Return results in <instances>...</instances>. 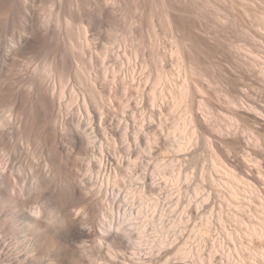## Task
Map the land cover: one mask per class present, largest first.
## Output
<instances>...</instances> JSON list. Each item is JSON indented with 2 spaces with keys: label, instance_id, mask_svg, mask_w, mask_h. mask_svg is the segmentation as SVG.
I'll list each match as a JSON object with an SVG mask.
<instances>
[{
  "label": "rangeland",
  "instance_id": "obj_1",
  "mask_svg": "<svg viewBox=\"0 0 264 264\" xmlns=\"http://www.w3.org/2000/svg\"><path fill=\"white\" fill-rule=\"evenodd\" d=\"M3 106L0 264H264V0H0Z\"/></svg>",
  "mask_w": 264,
  "mask_h": 264
},
{
  "label": "clouds",
  "instance_id": "obj_2",
  "mask_svg": "<svg viewBox=\"0 0 264 264\" xmlns=\"http://www.w3.org/2000/svg\"><path fill=\"white\" fill-rule=\"evenodd\" d=\"M0 113H3L6 115L7 119L4 121V123H8L11 119H13V113L11 109L7 106L0 107ZM8 158V152L4 149H0V162L6 160ZM39 215L43 216L44 213H39ZM48 218L51 220V223L49 224V227L56 231L58 230L60 226V219H59V212L55 209L50 210L47 214Z\"/></svg>",
  "mask_w": 264,
  "mask_h": 264
},
{
  "label": "bare ground",
  "instance_id": "obj_3",
  "mask_svg": "<svg viewBox=\"0 0 264 264\" xmlns=\"http://www.w3.org/2000/svg\"><path fill=\"white\" fill-rule=\"evenodd\" d=\"M33 72H35L36 74L38 73V74H40V75H42V74H43V75L49 74V72H47V70H42V69H41V70H35V69H34ZM30 73H31V72H30ZM31 74H32V73H31ZM37 76H38V75H37ZM51 92H52V96H53L54 98H57V96L60 95L58 85H54V86L52 87V91H51ZM53 97H52V98H53ZM54 101H55V100H54ZM12 113H14V112L12 111ZM4 115H5V114H4ZM13 116L15 117V115H13ZM6 119H7L6 116L3 117V118H0V127H1V125H2V121H5ZM3 128H4V127H3ZM69 143H70V142H69ZM73 151H74V150H73ZM73 151H72V152H73ZM72 152H71V153H72ZM72 155H73V154H72ZM72 155L70 154V156H72ZM73 157H74V156H73ZM71 159H72V158H71ZM72 160H74V158H73ZM72 160H71V161H72ZM71 161H70V162H71ZM65 164H66V162H65ZM69 164H70V163H69ZM48 165H50V164H48ZM67 165H68V164H67ZM51 166H52V165H51ZM59 166H60V165H59ZM62 166H63V164H62ZM62 166H61V167H62ZM65 166H66V165H65ZM65 166H64V167H65ZM0 168H1V167H0ZM59 168H60V167H59ZM65 168H66V167H65ZM67 169H68V168H66V170H67ZM1 170H2V168H1ZM1 170H0V183L2 184V183H3V182H2V178H3L2 176H3V174L1 173ZM61 170H62V169H61ZM70 170H71V169H70ZM70 170H69V171H70ZM71 193H72V192H71ZM68 194H70V193H68ZM68 194H65V196H66V195L69 196ZM70 195H71V194H70ZM72 195H73V194H72ZM72 195H71V196H72ZM65 198H66V197H65ZM67 199H68V198H67ZM71 200H72V199H71ZM69 201H70V200H69ZM65 202H67V201H65ZM72 202H73V201H72ZM67 203H69V202H67ZM73 203H74V202H73ZM69 207H70V206H69ZM69 207H68V208H69ZM72 208H73V207H72ZM72 208H71V209H72ZM251 232L254 233V230L252 229ZM251 234H252V233H251ZM18 235H19V234H18ZM8 238H9V237H8ZM15 239H16V238H15ZM16 240H17V239H16Z\"/></svg>",
  "mask_w": 264,
  "mask_h": 264
}]
</instances>
